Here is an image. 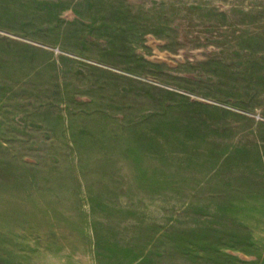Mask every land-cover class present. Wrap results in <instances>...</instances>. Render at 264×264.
Listing matches in <instances>:
<instances>
[{
	"label": "rangeland",
	"instance_id": "374dc122",
	"mask_svg": "<svg viewBox=\"0 0 264 264\" xmlns=\"http://www.w3.org/2000/svg\"><path fill=\"white\" fill-rule=\"evenodd\" d=\"M0 264H264V0H0Z\"/></svg>",
	"mask_w": 264,
	"mask_h": 264
}]
</instances>
